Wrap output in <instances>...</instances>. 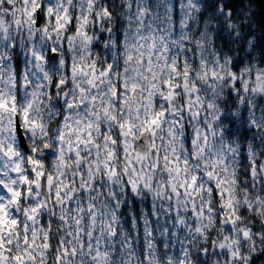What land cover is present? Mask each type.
Segmentation results:
<instances>
[{
    "label": "clouds",
    "instance_id": "1",
    "mask_svg": "<svg viewBox=\"0 0 264 264\" xmlns=\"http://www.w3.org/2000/svg\"><path fill=\"white\" fill-rule=\"evenodd\" d=\"M0 264H264V0H0Z\"/></svg>",
    "mask_w": 264,
    "mask_h": 264
}]
</instances>
